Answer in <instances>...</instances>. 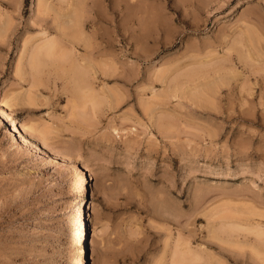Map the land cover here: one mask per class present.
<instances>
[{
    "label": "rangeland",
    "instance_id": "obj_1",
    "mask_svg": "<svg viewBox=\"0 0 264 264\" xmlns=\"http://www.w3.org/2000/svg\"><path fill=\"white\" fill-rule=\"evenodd\" d=\"M185 246L264 264V0H0V264Z\"/></svg>",
    "mask_w": 264,
    "mask_h": 264
},
{
    "label": "bare ground",
    "instance_id": "obj_2",
    "mask_svg": "<svg viewBox=\"0 0 264 264\" xmlns=\"http://www.w3.org/2000/svg\"><path fill=\"white\" fill-rule=\"evenodd\" d=\"M61 36V35H60ZM47 38V37H46ZM50 39H53V38H50L49 37V39L47 38L46 40H44V41H42L41 42V40H40V44L39 45H37L35 48H33V50H32V52H31V54H30V57H29V68H30V70L32 71V73L34 72V73H36L37 72V74H38V67H40V64H41V58L43 57H41V55H43L44 54V56H46L47 55V57H51L52 55L53 56H56V55H54L55 54V50H59V48H57V49H55L56 48V41H53V40H50ZM42 40H43V38H42ZM55 40V39H54ZM58 44V43H57ZM60 45V44H59ZM59 47V46H58ZM61 49L62 48H60V50H59V53L61 52ZM57 53H58V51H56ZM62 52H65V51H63L62 50ZM61 52V53H62ZM63 54V53H62ZM58 55V54H57ZM61 55V54H60ZM64 55H65V53H64ZM62 56V55H61ZM49 58H47V60L49 59ZM52 58H54V57H52ZM56 58H58L59 59V56L58 57H56ZM56 58H54L55 60H56ZM64 58V57H63ZM62 58V59H63ZM67 58V57H66ZM41 59V60H40ZM44 59H46V57L44 58ZM62 59H60V61H62ZM65 59V58H64ZM59 60L57 61V62H60ZM42 63H43V60H42ZM76 66V65H75ZM75 66H73V67H75ZM72 67V66H71ZM71 68V70L72 69H75V70H77L78 69V67H75V68ZM40 70V69H39ZM77 71H80V70H77ZM77 71H75L74 72V70H72V75L74 76V78H73V83H74V89H75V84H77V87H76V89L74 90V92L76 91V92H79V90H81V88L84 86V85H87L89 82H86L85 83V81L86 80H84V74H83V72H77ZM73 72H74V74H73ZM75 73H76V75H75ZM82 73V75H83V78H81V75L80 74ZM33 75V74H32ZM35 76H36V74H35ZM78 77V79H77V81H76V83H75V78L76 77ZM75 79V80H74ZM84 80V81H82V82H84V85L82 86V82L80 81V80ZM78 81H80V82H78ZM78 84L80 85L81 84V88L78 86ZM88 86H91L90 84L88 85ZM87 86V88L89 89L90 87H88ZM80 88L79 90H77V88ZM85 87V86H84ZM82 88L83 90L86 88ZM91 89V88H90ZM82 90V91H83ZM92 90V89H91ZM82 91H80V93H82ZM89 91V90H88ZM88 91H86V92H88ZM75 92V93H76ZM85 92V93H86ZM75 93H73V94H75ZM80 93H78V94H80ZM84 93V92H83ZM89 93V92H88ZM6 117V116H5ZM10 121V120H9ZM10 126H12L13 127V129H15V125H14V123L13 122H11L10 121ZM83 178H85V174H84V176H83ZM93 198V190L91 189V195H90V199H92ZM86 212H87V214H86V223L87 224H89V225H87V242H86V246H87V251H89V252H91L92 250H93V248H94V246H95V234H94V232H93V229H94V218H93V215L95 214V210H94V208H93V205H92V203L91 202H89L88 203V208H87V210H86ZM89 228V229H88ZM83 231H84V225H83ZM83 234H84V232H83ZM196 258V253L195 252H193L191 249H190V247L189 246H185L183 249L182 248H175L174 250H173V252H172V262H171V264H181L182 262H184L185 260H187V261H189V260H194L193 258ZM90 260H91V258H89Z\"/></svg>",
    "mask_w": 264,
    "mask_h": 264
}]
</instances>
